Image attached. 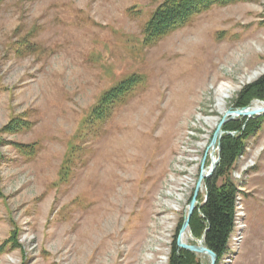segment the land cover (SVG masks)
<instances>
[{"label": "rangeland", "instance_id": "rangeland-1", "mask_svg": "<svg viewBox=\"0 0 264 264\" xmlns=\"http://www.w3.org/2000/svg\"><path fill=\"white\" fill-rule=\"evenodd\" d=\"M164 1L0 0V264H170L179 237L199 245L190 223L187 243L181 231L220 154L216 95L241 110L264 77V0L214 4L149 41ZM129 79L139 83L106 117L105 97ZM14 121L28 126L5 132ZM243 143L217 179L239 191L217 264H264V121Z\"/></svg>", "mask_w": 264, "mask_h": 264}, {"label": "trees", "instance_id": "trees-1", "mask_svg": "<svg viewBox=\"0 0 264 264\" xmlns=\"http://www.w3.org/2000/svg\"><path fill=\"white\" fill-rule=\"evenodd\" d=\"M241 1L165 0L145 27L146 38L149 41L160 40L186 24L193 15L208 9L214 4L224 6L237 4ZM138 83L139 81L136 79L126 80L105 97L104 113L106 117L117 103L132 92ZM255 100L264 102V77L244 89L236 106L240 109L246 108ZM263 121L264 115L249 120L247 118L232 120L224 126L225 134L221 140L217 174L206 181L207 199L203 205H200L199 210L195 211L190 221L193 235L197 239H203L204 245L216 253L219 259L227 252L235 228L236 202L239 191L233 184L217 186V179L230 170L237 157L244 150L243 140L250 132L255 131ZM27 126V122L14 121L5 128V132L18 133ZM35 146L22 144L18 148L23 155L33 157L38 152ZM170 264H199V262L195 254L179 249L175 243Z\"/></svg>", "mask_w": 264, "mask_h": 264}, {"label": "water", "instance_id": "water-1", "mask_svg": "<svg viewBox=\"0 0 264 264\" xmlns=\"http://www.w3.org/2000/svg\"><path fill=\"white\" fill-rule=\"evenodd\" d=\"M250 106L246 107V108H243L241 110H236V111H230L228 112L226 118H224L222 120V122L219 124L214 136H213V139L211 141V145L210 147L213 148V150H216L218 149L219 153H220V149H221V139H222V136H223V125L228 122L229 120H233L235 119L236 117H248V118H252L254 117L255 115H259L261 113H264V108H261V109H258L256 111H251L250 110ZM219 162H220V154L218 155V159L216 160L213 155H212V166H211V173L208 174V175H205L204 174V171L203 173L201 174L200 176V179H199V182H198V185H197V189H196V192H195V195L189 205V213H188V217L186 218L185 222H184V225H183V229L181 231V234L184 233V231L189 227V223H190V219L193 215V212L196 208V203H197V195H198V192L200 190V187H201V183L203 180L205 179H209L213 176V173L214 171L217 169L218 165H219ZM178 246L180 248H183L185 250H188L192 253H198V254H204V255H207L210 257L211 259V264H217V260H218V256L216 253H214L213 251H211L208 247H206L204 245V240L201 239L199 245L197 246H188L186 244H184L181 240V238L179 237L178 239Z\"/></svg>", "mask_w": 264, "mask_h": 264}, {"label": "bare ground", "instance_id": "bare-ground-1", "mask_svg": "<svg viewBox=\"0 0 264 264\" xmlns=\"http://www.w3.org/2000/svg\"><path fill=\"white\" fill-rule=\"evenodd\" d=\"M201 82V81H200ZM198 83V82H197ZM199 84V83H198ZM201 84V83H200ZM203 84H204V82H203ZM196 86V85H195ZM200 86V85H199ZM196 88H197V86H196ZM217 94H219V95H216L217 97H218V100H217V104L215 105V107H216V110L221 114V115H223V116H226L227 114H228V112H226L225 111V109H224V104H223V102H224V100H226L227 99V97H224V95H223V92H222V90L221 91H219V93H217ZM262 108V106L259 104V103H254L252 106H251V108H250V110L251 111H256V110H258V109H261ZM219 122H220V120L219 119H213L212 117H206L205 119H203V123H204V125H206L207 127H209V128H211V129H215L217 126H218V124H219ZM204 172H205V170H204ZM206 175V174H205ZM203 189V185L201 186V190ZM177 201H179V204H180V202L182 201V199H177ZM178 203V202H177ZM174 208V207H173ZM175 209V208H174ZM176 210V209H175ZM90 222V221H89ZM164 225V224H163ZM93 227V226H92ZM101 229V228H100ZM102 230V229H101ZM169 231V230H168ZM87 235V234H86ZM190 231H189V229H187L184 233H183V235H182V239H183V241L185 242V243H187V241H188V238L190 237ZM93 239V238H92ZM140 246V245H139ZM101 255V254H100ZM165 262H164V259H162V261H160V263L159 264H164Z\"/></svg>", "mask_w": 264, "mask_h": 264}]
</instances>
